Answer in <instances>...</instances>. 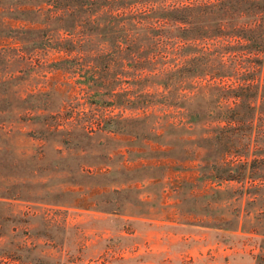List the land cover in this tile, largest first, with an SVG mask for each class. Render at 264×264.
Returning a JSON list of instances; mask_svg holds the SVG:
<instances>
[{
    "label": "rangeland",
    "instance_id": "374dc122",
    "mask_svg": "<svg viewBox=\"0 0 264 264\" xmlns=\"http://www.w3.org/2000/svg\"><path fill=\"white\" fill-rule=\"evenodd\" d=\"M0 24V264H264V236L235 230L252 206L209 208L198 161L99 131L122 120L91 118L119 109L99 108L32 34L17 43L23 23L1 6ZM220 217L233 221L218 228Z\"/></svg>",
    "mask_w": 264,
    "mask_h": 264
},
{
    "label": "trees",
    "instance_id": "16d2710c",
    "mask_svg": "<svg viewBox=\"0 0 264 264\" xmlns=\"http://www.w3.org/2000/svg\"><path fill=\"white\" fill-rule=\"evenodd\" d=\"M0 6L23 23L13 28L17 43L32 34V42L59 54L60 68L79 77L99 108L119 109L91 118L122 120L98 122L99 131L155 143L175 162L198 161L206 206L214 201L225 209L242 200L254 210L234 213L235 230L264 236L258 228L264 0H0ZM149 120L169 121L157 129ZM231 220L220 217L217 227ZM7 221L0 208V237ZM257 257L259 263L263 255Z\"/></svg>",
    "mask_w": 264,
    "mask_h": 264
}]
</instances>
